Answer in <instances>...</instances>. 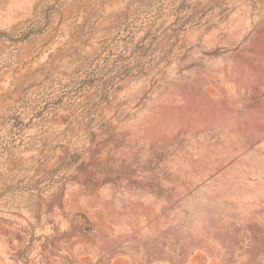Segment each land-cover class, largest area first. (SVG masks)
Here are the masks:
<instances>
[{"label": "rangeland", "instance_id": "1", "mask_svg": "<svg viewBox=\"0 0 264 264\" xmlns=\"http://www.w3.org/2000/svg\"><path fill=\"white\" fill-rule=\"evenodd\" d=\"M0 264H264V0H0Z\"/></svg>", "mask_w": 264, "mask_h": 264}]
</instances>
